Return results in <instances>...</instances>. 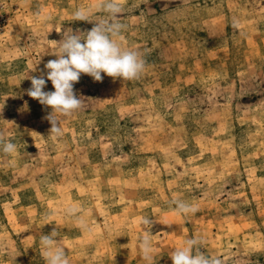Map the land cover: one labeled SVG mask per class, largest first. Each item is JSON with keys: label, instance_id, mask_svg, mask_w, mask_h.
Returning a JSON list of instances; mask_svg holds the SVG:
<instances>
[{"label": "rangeland", "instance_id": "obj_1", "mask_svg": "<svg viewBox=\"0 0 264 264\" xmlns=\"http://www.w3.org/2000/svg\"><path fill=\"white\" fill-rule=\"evenodd\" d=\"M99 2L0 0V135L17 149L0 145V264H46L54 229L69 264H146L145 230L153 264L192 238L222 264H264V0H118L145 69L81 74L54 138L31 77L54 91L44 66L65 30L112 22ZM178 199L198 210L177 214Z\"/></svg>", "mask_w": 264, "mask_h": 264}, {"label": "clouds", "instance_id": "obj_2", "mask_svg": "<svg viewBox=\"0 0 264 264\" xmlns=\"http://www.w3.org/2000/svg\"><path fill=\"white\" fill-rule=\"evenodd\" d=\"M107 12L113 19L112 22L101 20L95 22L90 31L78 35L72 29L63 33V38L58 45L55 60H49L45 64L46 78L50 80L54 91H44L46 86L45 73L41 70L40 76L31 77V87L27 95L38 100L41 105L50 108L51 111L46 119L51 124L50 135L60 137L62 128L56 118L57 115L71 117L82 106V100L74 93V84L80 79L81 74L91 76L95 81H102L101 73L112 78L132 80L139 77L145 69V62L134 50L122 46V25L115 22L121 12L118 0H100L96 5ZM91 9H77L73 15L77 21H89ZM0 145L6 154L14 153L15 143L5 142L0 135ZM175 211L180 215L194 214L198 209L195 205L183 200H175ZM77 208L68 207L66 214H75ZM141 224L145 229L151 228L149 218H143ZM147 235L138 238V245L142 258L146 264H153V247L150 231ZM40 243L43 246V255L46 264H69L67 253L56 237L54 229L50 234L42 235ZM198 239L192 238L184 241L183 246L174 250L170 255L172 264H222L219 258L206 256L196 246Z\"/></svg>", "mask_w": 264, "mask_h": 264}]
</instances>
